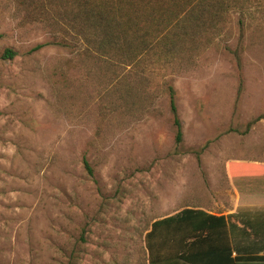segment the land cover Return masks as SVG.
<instances>
[{
  "label": "rangeland",
  "instance_id": "rangeland-1",
  "mask_svg": "<svg viewBox=\"0 0 264 264\" xmlns=\"http://www.w3.org/2000/svg\"><path fill=\"white\" fill-rule=\"evenodd\" d=\"M22 1L0 0V264H146L153 221L231 205L226 165L264 160V32L231 17L221 48L126 68L123 101Z\"/></svg>",
  "mask_w": 264,
  "mask_h": 264
},
{
  "label": "trees",
  "instance_id": "trees-1",
  "mask_svg": "<svg viewBox=\"0 0 264 264\" xmlns=\"http://www.w3.org/2000/svg\"><path fill=\"white\" fill-rule=\"evenodd\" d=\"M45 23L52 41L68 48L72 60L95 68L92 77L116 83L113 97L123 101L132 73L168 59L188 62L187 54L227 43L231 17L241 33L264 32V0H23ZM6 49L0 60H11ZM183 58H186L185 61ZM148 69V68H146ZM98 72V73H97ZM133 79L137 75L134 72ZM101 83V81H100ZM169 108L180 142L174 94L167 85ZM112 97V96H111ZM89 174L91 170L85 164ZM146 264H264V256H233L227 224L221 215L183 209L150 224L144 236Z\"/></svg>",
  "mask_w": 264,
  "mask_h": 264
},
{
  "label": "crops",
  "instance_id": "crops-1",
  "mask_svg": "<svg viewBox=\"0 0 264 264\" xmlns=\"http://www.w3.org/2000/svg\"><path fill=\"white\" fill-rule=\"evenodd\" d=\"M229 184L234 196L231 205L216 213L202 208L206 213L224 217L233 256H264V160L231 162L226 165Z\"/></svg>",
  "mask_w": 264,
  "mask_h": 264
}]
</instances>
